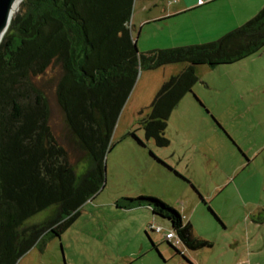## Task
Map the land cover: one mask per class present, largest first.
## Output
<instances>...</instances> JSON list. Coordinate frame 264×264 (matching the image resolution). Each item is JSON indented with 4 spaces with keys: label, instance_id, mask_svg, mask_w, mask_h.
I'll return each instance as SVG.
<instances>
[{
    "label": "rangeland",
    "instance_id": "1",
    "mask_svg": "<svg viewBox=\"0 0 264 264\" xmlns=\"http://www.w3.org/2000/svg\"><path fill=\"white\" fill-rule=\"evenodd\" d=\"M174 1H134L129 28L139 52L214 41L257 14L249 16L256 0H216L155 22ZM184 65L139 71L104 154L101 188L59 236L43 233L15 264H264V47L234 63L196 65L198 80L170 112L168 143L161 145L146 138L140 121ZM47 99L50 129L81 175L89 160L51 88ZM137 196L169 204L211 245L173 247L164 239L166 218L147 206L123 207L124 198ZM53 215L49 206L24 225ZM150 224L164 230L151 231Z\"/></svg>",
    "mask_w": 264,
    "mask_h": 264
},
{
    "label": "trees",
    "instance_id": "2",
    "mask_svg": "<svg viewBox=\"0 0 264 264\" xmlns=\"http://www.w3.org/2000/svg\"><path fill=\"white\" fill-rule=\"evenodd\" d=\"M134 1L22 0L13 14L0 42V264H15L43 233L59 236L97 194L113 127L140 70L186 64L140 121L146 138L166 145V120L197 82L195 66L234 63L264 47L263 8L217 40L139 52L129 28ZM49 88L89 160L81 175L50 129ZM49 206L53 216L24 225ZM138 206L166 218L186 248L211 245L161 199L124 198V208Z\"/></svg>",
    "mask_w": 264,
    "mask_h": 264
},
{
    "label": "crops",
    "instance_id": "3",
    "mask_svg": "<svg viewBox=\"0 0 264 264\" xmlns=\"http://www.w3.org/2000/svg\"><path fill=\"white\" fill-rule=\"evenodd\" d=\"M197 1L198 0H175L174 1L175 7H173V9H171L172 10L171 12H166V13H162V14L158 15V16H162V15L166 14L168 16H165V17H162V18H157L154 21L155 22H161V21H164V20L175 18L177 16H180V15H183V14H185L187 12H190V11H192L194 9H197L200 6L209 5V4L213 3L216 0H203V2L200 3V4ZM263 8H264V0H256L254 5H253V7H252V9L249 10V16L255 15L256 13H258ZM146 20L147 19H144V20L140 21V24L148 23V22H146ZM131 26L134 27L133 24H131ZM132 27L130 29L131 31H132ZM186 221H188L191 224L190 220H185L184 222H186ZM169 229H171L170 224H169V226H167L166 230H169Z\"/></svg>",
    "mask_w": 264,
    "mask_h": 264
},
{
    "label": "water",
    "instance_id": "4",
    "mask_svg": "<svg viewBox=\"0 0 264 264\" xmlns=\"http://www.w3.org/2000/svg\"><path fill=\"white\" fill-rule=\"evenodd\" d=\"M21 1L22 0H0V42Z\"/></svg>",
    "mask_w": 264,
    "mask_h": 264
},
{
    "label": "built area",
    "instance_id": "5",
    "mask_svg": "<svg viewBox=\"0 0 264 264\" xmlns=\"http://www.w3.org/2000/svg\"><path fill=\"white\" fill-rule=\"evenodd\" d=\"M199 4L203 2V0H198L197 1ZM130 26V24H129ZM182 218H184V215H182ZM149 229L151 231H156V232H162L164 229L160 225H154L150 224ZM164 239L170 243L173 247L177 248L179 243H182L180 238L177 236L174 230L169 229L165 230V236Z\"/></svg>",
    "mask_w": 264,
    "mask_h": 264
}]
</instances>
